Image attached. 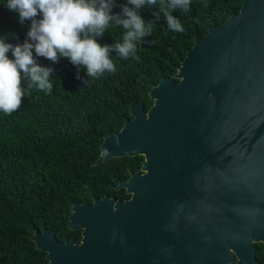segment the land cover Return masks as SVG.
<instances>
[{"label": "water", "instance_id": "water-1", "mask_svg": "<svg viewBox=\"0 0 264 264\" xmlns=\"http://www.w3.org/2000/svg\"><path fill=\"white\" fill-rule=\"evenodd\" d=\"M152 105L102 140L95 164L143 157L128 200L72 202L67 228L32 238L48 264H258L264 245V0L195 37Z\"/></svg>", "mask_w": 264, "mask_h": 264}, {"label": "trees", "instance_id": "trees-1", "mask_svg": "<svg viewBox=\"0 0 264 264\" xmlns=\"http://www.w3.org/2000/svg\"><path fill=\"white\" fill-rule=\"evenodd\" d=\"M241 1L191 0L188 13L173 12L183 32L168 29L159 0L157 5L143 7L142 18L154 27L137 44L139 60L121 59L113 52L116 72L98 79L86 77L84 69L82 79H76V67L65 58L55 64L37 58L42 66L55 69L50 78L52 93L27 89L25 82L20 109L11 115L0 112V264H48L32 240L43 229L59 243L78 244L80 230L66 226L72 202L91 205L93 199L103 197L129 199L117 185L140 168L143 157L110 158L95 164L102 140L131 119L129 106L146 111L152 105L150 89L162 78H174L194 38L238 12ZM124 2L117 0V4ZM6 3L0 0V38L22 44L30 21L21 25L18 13L9 11ZM123 32L110 26L97 42L111 45L122 40ZM253 249L254 259L264 264V245L253 244Z\"/></svg>", "mask_w": 264, "mask_h": 264}, {"label": "clouds", "instance_id": "clouds-1", "mask_svg": "<svg viewBox=\"0 0 264 264\" xmlns=\"http://www.w3.org/2000/svg\"><path fill=\"white\" fill-rule=\"evenodd\" d=\"M158 0H7L6 8L18 13L21 25L30 21L24 42L12 44L0 38V112L11 115L20 109L27 89L36 88L51 94L50 79L53 67L42 66L37 58L43 57L52 64L65 58L76 67V79H98L115 73L116 65L111 54L121 59L139 60L137 44L149 36L154 24L145 23L140 9L157 5ZM119 7V12L113 9ZM191 0H159L168 29L183 32L180 20L173 15L177 9L188 13ZM159 17L157 16V19ZM124 29L122 40L101 45L97 38L110 27ZM18 39V37H17ZM35 53V55H34ZM11 54V58L9 56ZM86 83V80H84Z\"/></svg>", "mask_w": 264, "mask_h": 264}, {"label": "flooded vegetation", "instance_id": "flooded-vegetation-1", "mask_svg": "<svg viewBox=\"0 0 264 264\" xmlns=\"http://www.w3.org/2000/svg\"><path fill=\"white\" fill-rule=\"evenodd\" d=\"M67 241H68V240H67ZM64 242H66V241H64ZM64 242H63V243H64ZM78 244H79V243H78Z\"/></svg>", "mask_w": 264, "mask_h": 264}]
</instances>
